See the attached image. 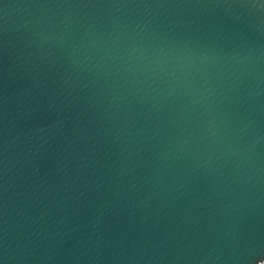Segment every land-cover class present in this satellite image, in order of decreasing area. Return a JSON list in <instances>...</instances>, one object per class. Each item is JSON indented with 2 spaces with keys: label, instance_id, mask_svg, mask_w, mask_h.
Wrapping results in <instances>:
<instances>
[{
  "label": "water",
  "instance_id": "95a60500",
  "mask_svg": "<svg viewBox=\"0 0 264 264\" xmlns=\"http://www.w3.org/2000/svg\"><path fill=\"white\" fill-rule=\"evenodd\" d=\"M0 264H264V0H0Z\"/></svg>",
  "mask_w": 264,
  "mask_h": 264
}]
</instances>
